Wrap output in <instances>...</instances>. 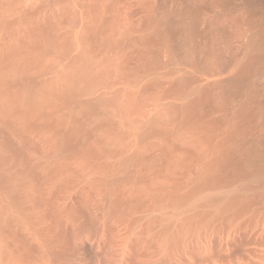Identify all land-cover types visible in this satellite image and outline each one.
<instances>
[{
	"label": "bare ground",
	"instance_id": "6f19581e",
	"mask_svg": "<svg viewBox=\"0 0 264 264\" xmlns=\"http://www.w3.org/2000/svg\"><path fill=\"white\" fill-rule=\"evenodd\" d=\"M0 264H264V0H0Z\"/></svg>",
	"mask_w": 264,
	"mask_h": 264
}]
</instances>
